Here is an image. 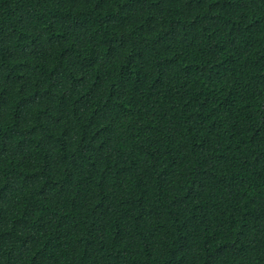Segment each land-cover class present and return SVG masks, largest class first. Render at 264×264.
<instances>
[{
	"label": "trees",
	"instance_id": "1",
	"mask_svg": "<svg viewBox=\"0 0 264 264\" xmlns=\"http://www.w3.org/2000/svg\"><path fill=\"white\" fill-rule=\"evenodd\" d=\"M0 264H264V0H0Z\"/></svg>",
	"mask_w": 264,
	"mask_h": 264
}]
</instances>
